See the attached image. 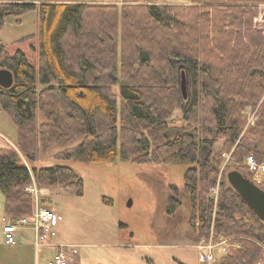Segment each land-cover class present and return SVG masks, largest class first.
Returning <instances> with one entry per match:
<instances>
[{"label": "trees", "instance_id": "obj_1", "mask_svg": "<svg viewBox=\"0 0 264 264\" xmlns=\"http://www.w3.org/2000/svg\"><path fill=\"white\" fill-rule=\"evenodd\" d=\"M29 10L38 12L39 29L21 42L38 38V64L0 42V69L14 75L11 87L0 86V109L16 124L18 149L0 147L5 215L32 214L33 181L84 194L72 167L35 165L41 149L60 147L58 159L189 163L185 188L198 238L212 227L234 236L241 247L217 264H254L264 222L230 183L220 182L217 202L209 191L221 140L237 161L248 154L264 161V0H0V28ZM181 204L170 196L168 214Z\"/></svg>", "mask_w": 264, "mask_h": 264}, {"label": "rangeland", "instance_id": "obj_2", "mask_svg": "<svg viewBox=\"0 0 264 264\" xmlns=\"http://www.w3.org/2000/svg\"><path fill=\"white\" fill-rule=\"evenodd\" d=\"M129 2L142 3L144 0ZM20 19L17 21L11 16L5 20L0 28V42L11 53L22 49L29 61L37 65L38 51L33 46H37L38 38L34 36L25 42H21V39L38 33L39 14L36 10H29ZM110 76L116 80L115 73L111 72ZM114 88L119 95V86L116 84ZM176 116L177 119L182 116L180 110ZM254 116L255 112L250 115L248 124L254 121ZM0 133L8 140L16 141V124L3 109H0ZM12 147L17 149L14 144ZM60 149L57 146L47 151L41 149L40 160L35 165L63 164L72 167L84 180V194L76 195L64 188L37 185L41 190L38 196L44 206L54 202V209L64 217L58 227L60 239L80 244L81 264H200L194 244L201 239H208L213 232L214 236L217 234L212 227L208 236L199 239L197 230L190 223L192 208L190 194L185 188V173L191 164H146L125 160L120 156L112 161L58 159L54 155ZM215 150L221 152V164L216 186L209 194L217 202L220 182H228L227 172L237 169L244 174L248 169L245 156L240 161L234 159L232 150L228 151L223 146V140L217 143ZM261 177L263 183L264 175ZM170 196L182 202L173 215L167 212ZM129 200L132 201L131 205H128ZM4 216V194L0 189V242L4 239L1 226ZM23 234L32 238L31 231L23 230ZM3 252L0 259L2 255L5 256L3 260L10 257L7 251ZM40 252L49 254L44 249ZM218 259V256H214L211 262L203 264H217ZM3 263L6 264L5 261Z\"/></svg>", "mask_w": 264, "mask_h": 264}, {"label": "built area", "instance_id": "obj_3", "mask_svg": "<svg viewBox=\"0 0 264 264\" xmlns=\"http://www.w3.org/2000/svg\"><path fill=\"white\" fill-rule=\"evenodd\" d=\"M247 169L251 173V178L256 184H261L264 175V161L259 162L253 154L245 159ZM26 190L33 194L34 207L30 216L12 218L2 217V230L4 241L8 245H17L19 236L23 230L32 232L33 244L36 250V264H81L79 249L80 244L67 242L60 239L59 225L64 217L56 210L41 204L39 192L41 191L36 182L26 186ZM261 248V256L254 264H264V243L256 242ZM197 250L199 263L211 262V257H221L230 253L233 249L239 248L240 243L236 237H226L223 235L212 236L208 239H201L194 244ZM49 251V254H41L40 250Z\"/></svg>", "mask_w": 264, "mask_h": 264}, {"label": "water", "instance_id": "obj_4", "mask_svg": "<svg viewBox=\"0 0 264 264\" xmlns=\"http://www.w3.org/2000/svg\"><path fill=\"white\" fill-rule=\"evenodd\" d=\"M13 83L14 75L12 71L6 68L0 69V86L9 88ZM181 91L184 98L189 96L185 70L181 73ZM227 179L230 185L240 194L242 199L255 212L258 218L264 222V189L237 169L228 171ZM131 204L132 201L129 200L128 205Z\"/></svg>", "mask_w": 264, "mask_h": 264}, {"label": "crops", "instance_id": "obj_5", "mask_svg": "<svg viewBox=\"0 0 264 264\" xmlns=\"http://www.w3.org/2000/svg\"><path fill=\"white\" fill-rule=\"evenodd\" d=\"M13 144L14 143L8 140L5 135L0 133V147H8ZM2 225L3 222L1 226ZM32 240L33 237L31 238L25 234H22L19 236V243L17 245H8L5 243L4 239H2L0 242V246H2V248H0V254H4L3 251H7L8 255L10 256L3 260L5 256L2 255L0 259L2 260V264H4L3 261H5L6 264H36V250Z\"/></svg>", "mask_w": 264, "mask_h": 264}]
</instances>
